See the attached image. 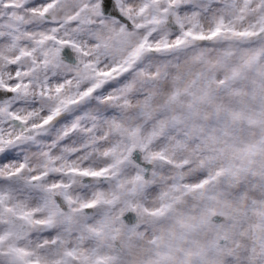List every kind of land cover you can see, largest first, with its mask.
<instances>
[{
    "label": "snow or ice",
    "instance_id": "6c2138e0",
    "mask_svg": "<svg viewBox=\"0 0 264 264\" xmlns=\"http://www.w3.org/2000/svg\"><path fill=\"white\" fill-rule=\"evenodd\" d=\"M0 264H264V0H0Z\"/></svg>",
    "mask_w": 264,
    "mask_h": 264
}]
</instances>
